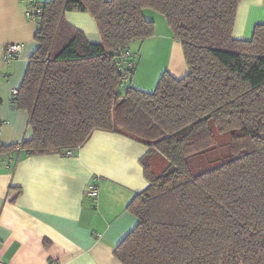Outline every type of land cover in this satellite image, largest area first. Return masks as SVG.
<instances>
[{
	"label": "trees",
	"instance_id": "1",
	"mask_svg": "<svg viewBox=\"0 0 264 264\" xmlns=\"http://www.w3.org/2000/svg\"><path fill=\"white\" fill-rule=\"evenodd\" d=\"M242 1L33 4L38 47L12 99L33 138H0V156H76L95 130L145 145L148 186L126 207L138 224L114 250L121 264H264V24L249 40L234 38ZM148 9L165 17L189 69L165 72L151 93L126 87L117 64L120 50L154 35ZM67 12L89 13L101 43ZM219 137L228 150L215 158Z\"/></svg>",
	"mask_w": 264,
	"mask_h": 264
},
{
	"label": "crops",
	"instance_id": "2",
	"mask_svg": "<svg viewBox=\"0 0 264 264\" xmlns=\"http://www.w3.org/2000/svg\"><path fill=\"white\" fill-rule=\"evenodd\" d=\"M32 6L30 0H0V138L4 145L33 138L28 113L12 104L38 47V24L27 15ZM66 18L90 43H101L89 13L67 12ZM258 24H264V0H243L234 38L251 39ZM10 45L21 46V51L8 61ZM128 49L133 53L131 44ZM169 56L170 74L186 76L183 48L175 38ZM147 151L130 137L95 130L74 157L49 153L22 156L16 163V154L0 156V264H121L114 250L138 224L126 207L148 186L141 163ZM92 182L100 192L96 206L85 195Z\"/></svg>",
	"mask_w": 264,
	"mask_h": 264
},
{
	"label": "rangeland",
	"instance_id": "3",
	"mask_svg": "<svg viewBox=\"0 0 264 264\" xmlns=\"http://www.w3.org/2000/svg\"><path fill=\"white\" fill-rule=\"evenodd\" d=\"M145 18L155 23V33L142 42L138 41L131 44L134 67L130 73L129 82L125 85L139 90L149 89L150 91H143L151 93L155 90L161 76L165 72L170 73L167 66L171 64L169 55L174 38L173 32L163 15L148 9ZM142 44L143 48L141 49ZM226 138L221 139L219 137L217 139L215 158L222 157V151L228 150L225 145L228 144L229 139Z\"/></svg>",
	"mask_w": 264,
	"mask_h": 264
},
{
	"label": "built area",
	"instance_id": "4",
	"mask_svg": "<svg viewBox=\"0 0 264 264\" xmlns=\"http://www.w3.org/2000/svg\"><path fill=\"white\" fill-rule=\"evenodd\" d=\"M37 1L35 0H30L31 4L36 3ZM41 10L38 8H32L28 9L27 15L30 19L34 20L36 23L39 20L40 16H41ZM21 51V46L18 45H10L7 48V54L6 57L8 59V61H11L13 59H15L19 53ZM119 55H120V59L118 60L117 64L119 66V70L121 71V75H122V82L127 84L128 80H129V76L130 73L134 67V63L132 60V55L130 53V50L126 47L122 50L119 51ZM17 94V91H14V96ZM63 155H65L66 157H74L75 156V151L73 150H67L64 151L62 153ZM86 196L90 199L93 200L95 206L98 203V198L100 195L98 186L96 184V182H92L89 184L87 190H86Z\"/></svg>",
	"mask_w": 264,
	"mask_h": 264
}]
</instances>
